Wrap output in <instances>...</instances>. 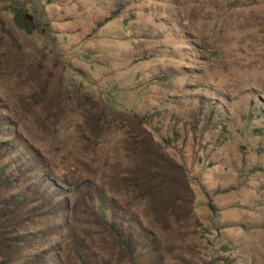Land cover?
Returning <instances> with one entry per match:
<instances>
[{
    "label": "rangeland",
    "instance_id": "374dc122",
    "mask_svg": "<svg viewBox=\"0 0 264 264\" xmlns=\"http://www.w3.org/2000/svg\"><path fill=\"white\" fill-rule=\"evenodd\" d=\"M0 264H264V0H0Z\"/></svg>",
    "mask_w": 264,
    "mask_h": 264
},
{
    "label": "trees",
    "instance_id": "16d2710c",
    "mask_svg": "<svg viewBox=\"0 0 264 264\" xmlns=\"http://www.w3.org/2000/svg\"><path fill=\"white\" fill-rule=\"evenodd\" d=\"M25 13V12H24ZM26 15H25V18H27L28 19V21L30 22V24H31V26H30V28H25L23 25H22V23H21V21H20V16H16L14 19H15V22H16V24L20 27V28H22V29H25V30H27V32L28 33H32V32H34L35 30H39V27H42L41 26V22H40V20L35 16V15H33V14H28V13H25ZM38 28V29H37Z\"/></svg>",
    "mask_w": 264,
    "mask_h": 264
}]
</instances>
